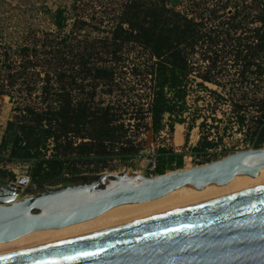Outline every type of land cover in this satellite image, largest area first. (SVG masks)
<instances>
[{
  "label": "trees",
  "instance_id": "trees-1",
  "mask_svg": "<svg viewBox=\"0 0 264 264\" xmlns=\"http://www.w3.org/2000/svg\"><path fill=\"white\" fill-rule=\"evenodd\" d=\"M176 4L177 0H127L107 36L86 40L84 48L73 55L65 34L52 45L49 53L57 63L43 78L37 71L42 57L36 43L10 48L19 63L5 51L1 70L10 88L28 78H41L42 84L36 102L15 107L16 114L6 123L0 162L7 152L9 161L29 164L28 176L35 184L71 183L112 170L116 160L127 164L138 157L144 150L141 130L155 137L165 129L173 133L176 124L187 125L185 144L194 128L200 130L192 154L207 155L231 130L243 134L244 146L264 147V8L256 16L259 25L242 33L244 16L236 7L220 26L207 27L210 19L181 13ZM208 11L214 18L222 16H216L215 9ZM49 13L60 35L69 13L64 8ZM75 23V30L87 25L82 20ZM128 45L144 50L149 57L143 66L147 101L134 110L120 94L121 70L117 67ZM221 49L227 50L233 62L229 89L212 75ZM197 53L208 62L200 75L191 62ZM139 69H133L134 75ZM26 82L31 97L35 88ZM0 95L11 96L4 86ZM221 105L230 109L223 133L218 128L222 119L217 117ZM205 107L211 113H204ZM158 151L160 161L170 170L182 168V153L167 147ZM162 166H158L160 174L164 173Z\"/></svg>",
  "mask_w": 264,
  "mask_h": 264
},
{
  "label": "water",
  "instance_id": "water-1",
  "mask_svg": "<svg viewBox=\"0 0 264 264\" xmlns=\"http://www.w3.org/2000/svg\"><path fill=\"white\" fill-rule=\"evenodd\" d=\"M264 173V148L154 178L100 173L18 200L27 179L0 188V243L92 220L182 187ZM44 185V184H40ZM0 264H264V182L192 197L81 235L0 254Z\"/></svg>",
  "mask_w": 264,
  "mask_h": 264
},
{
  "label": "rangeland",
  "instance_id": "rangeland-1",
  "mask_svg": "<svg viewBox=\"0 0 264 264\" xmlns=\"http://www.w3.org/2000/svg\"><path fill=\"white\" fill-rule=\"evenodd\" d=\"M127 0H0V61L3 60V53L6 51L11 60H16L15 55H12L11 47L22 45H33L36 43L39 50L40 58L38 61L37 71L43 78L45 71H51L55 63L52 60V45H55L65 34L69 36L68 44L72 55L84 48L85 42L96 40L100 37H106L107 32L114 26L115 19L118 16L122 5ZM224 5V7H223ZM235 7L237 11L241 12L240 16H244L241 19L243 27L242 33H248L247 29H251L259 25V21L256 18L260 9L264 8V0H177L175 8L181 13L188 14L190 16L199 17L203 19H210L206 22L207 27L220 26L221 23L228 18L229 15L234 14ZM57 8L66 9L69 13V20L64 31L59 35L58 31L50 21V11H54ZM212 9L216 12V16H220L219 19L214 18L213 14L208 11ZM244 18V19H243ZM78 20H82L87 25L82 30H75L73 24ZM76 24V23H75ZM226 26V24L224 25ZM59 35L60 37H57ZM47 36V37H46ZM52 39L55 42L52 43ZM48 46H44V45ZM66 50V49H65ZM68 50V49H67ZM224 50V49H223ZM221 49L220 57L217 60V66L214 68L212 75L223 87L229 89L232 84V73L234 67L232 58L229 56L227 50ZM125 54L121 62L117 64L119 70H121L119 79L121 90L120 94L123 95V99L130 104V108L133 110L147 101V87L148 84L145 80L144 68L145 63H149V57L147 52L132 45L126 46L124 50ZM71 55V54H70ZM71 55V56H72ZM46 57V58H45ZM203 55L196 54L192 57V64L195 66V73L198 75L206 72L208 62L203 61ZM46 59V60H44ZM18 62V59L16 60ZM73 61H76L73 60ZM16 62V64H17ZM19 63V62H18ZM2 62H0V87L4 86V90L11 96L0 95V142L4 133L6 123L13 118L16 114L15 107H23L25 103L36 102V95L39 93V87L42 84V79H26L29 82L30 88H35L31 97L27 93V82L18 80L16 85L12 88L8 85V80L2 72ZM57 65V64H56ZM137 66L140 67L138 75L133 72V69ZM195 82L199 81L196 75L192 77ZM195 84H191L192 87ZM209 88L216 89L215 86L208 85ZM222 91V90H221ZM119 95V92L114 93ZM192 105V101L189 102ZM203 106V104H200ZM217 117L222 119L218 123L219 132L223 133V127L227 123V113L230 109L224 105L218 107ZM194 109V108H192ZM210 107L202 108L204 113H211ZM199 123V121H198ZM212 124V121H210ZM214 131V129H213ZM143 133L140 136V140L143 141L142 148L144 149L140 156L135 157L132 161L125 164L123 161H114L111 164L112 170L105 171L103 173L125 174L127 176L145 175L148 168V161L150 159H158L159 166L164 168V173L167 174L175 170L190 169L194 166L203 165L211 161H215L223 158L226 155L234 153V151H240L245 149V146L241 143L243 134L235 132H227L223 141L219 143L217 150H213L211 154H192V147H194L200 137V130L196 127L188 135V142L184 143V137L187 133V125H175L174 133H170L167 129L163 130L159 135L153 137L150 131L141 130ZM161 147H167L174 150L177 153L183 154V167L180 169L170 170V168L160 161L158 149ZM264 148V147H262ZM28 163L15 162L8 160L7 152H3L2 161L0 162V171L4 172L0 175V188L6 187L11 184H16L21 177L27 179L26 185L22 188L18 200H22L27 197L35 196L40 193V187L44 188H56L68 184L78 183L80 180L64 183H55L44 185L35 184L28 176ZM162 175V174H161ZM178 193H176V196Z\"/></svg>",
  "mask_w": 264,
  "mask_h": 264
},
{
  "label": "bare ground",
  "instance_id": "bare-ground-1",
  "mask_svg": "<svg viewBox=\"0 0 264 264\" xmlns=\"http://www.w3.org/2000/svg\"><path fill=\"white\" fill-rule=\"evenodd\" d=\"M259 182H264V173L255 178L246 175H237L227 185L224 186L210 184L202 189H197L196 187L188 185L154 201L118 206L86 222L70 225L60 229L35 231L12 241L0 243V254L9 253L121 224L132 218L156 211L192 197L247 186ZM176 193H178L177 196Z\"/></svg>",
  "mask_w": 264,
  "mask_h": 264
},
{
  "label": "built area",
  "instance_id": "built-area-1",
  "mask_svg": "<svg viewBox=\"0 0 264 264\" xmlns=\"http://www.w3.org/2000/svg\"><path fill=\"white\" fill-rule=\"evenodd\" d=\"M247 149H254V148L251 147V146H245V149H243V150H247ZM215 150H217V149H215ZM243 150H240V151H243ZM212 151H213V150H209L207 155L211 154ZM236 152H238V151H236ZM232 153H233V152H232ZM234 153H235V151H234ZM139 156H140V155H139ZM226 156H227V155H226ZM224 157H225V156H224ZM158 166H159V164H158V159H156V158L150 159V160L148 161V168H147V171H146L145 175H143V176H144V177H148V178H154V177H156V176L161 175V174L158 172Z\"/></svg>",
  "mask_w": 264,
  "mask_h": 264
},
{
  "label": "crops",
  "instance_id": "crops-1",
  "mask_svg": "<svg viewBox=\"0 0 264 264\" xmlns=\"http://www.w3.org/2000/svg\"><path fill=\"white\" fill-rule=\"evenodd\" d=\"M177 126H179L180 124H176ZM181 126V125H180ZM174 128H175V126H174ZM173 133H174V131H173ZM183 167V166H182Z\"/></svg>",
  "mask_w": 264,
  "mask_h": 264
}]
</instances>
